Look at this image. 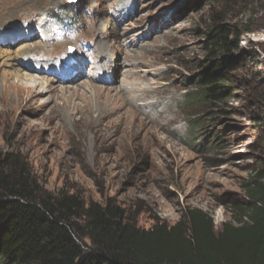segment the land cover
Here are the masks:
<instances>
[{
	"label": "rangeland",
	"instance_id": "rangeland-1",
	"mask_svg": "<svg viewBox=\"0 0 264 264\" xmlns=\"http://www.w3.org/2000/svg\"><path fill=\"white\" fill-rule=\"evenodd\" d=\"M233 9L244 20L258 10ZM208 10L190 9L187 0H0V17L14 15L0 26V148L21 153L48 190L87 202L112 199L141 228L175 225L198 208L220 229L247 203L245 187L264 165V28L244 34H255L247 44L240 41L243 62L232 72V97L202 100L198 31L211 24ZM29 31L35 37L25 38ZM99 40L105 55L114 54L117 73L108 72L110 60L96 59L97 45L85 46ZM31 47L35 67L19 68L27 60L20 54ZM48 61L54 68L43 74L51 77L32 73ZM78 65L85 69L80 79ZM22 73L38 75L41 91L26 92L29 83L17 79ZM75 105L92 108V115Z\"/></svg>",
	"mask_w": 264,
	"mask_h": 264
},
{
	"label": "trees",
	"instance_id": "trees-1",
	"mask_svg": "<svg viewBox=\"0 0 264 264\" xmlns=\"http://www.w3.org/2000/svg\"><path fill=\"white\" fill-rule=\"evenodd\" d=\"M187 3L190 9L209 5L211 24L198 31L204 43L200 98L226 102L233 95L232 72L243 62L242 37L264 28V0ZM234 6L258 10L244 20ZM248 55L253 74L263 79L255 68L258 57ZM260 123L263 141L264 116ZM245 188L247 203L238 204L218 230L198 208L175 225L159 221L144 229L112 199L87 202L66 190H48L21 153L0 148V264H264V165Z\"/></svg>",
	"mask_w": 264,
	"mask_h": 264
},
{
	"label": "bare ground",
	"instance_id": "bare-ground-1",
	"mask_svg": "<svg viewBox=\"0 0 264 264\" xmlns=\"http://www.w3.org/2000/svg\"><path fill=\"white\" fill-rule=\"evenodd\" d=\"M31 8V7H30ZM14 10V9H13ZM10 14H6V15H4V16H2L1 15V17H0V20L2 21V22H0V26H3L4 24H5V22H10L11 21V19L13 18V13H12V11L11 12H9ZM105 23H107V24H111L112 23V21H110V20H106L105 21ZM104 23V24H105ZM10 25V24H9ZM40 27L41 28H43L44 27V24H42V23H40ZM29 28V27H28ZM114 28H117V26H115ZM34 33L35 32H33V31H29V33L25 36V38H33V37H35V35H34ZM98 35V34H97ZM96 35V36H97ZM106 36H108V37H110L111 38V36L113 37V39H114V34L113 33H109V34H107L106 33ZM98 37H100V36H98ZM100 39V38H99ZM112 39V38H111ZM104 40V39H103ZM105 43V42H104ZM97 45V50L95 49V46ZM88 47H90L91 48V51H95L96 50V53H97V55H96V59H98L100 62L101 61H103V58L104 59H106V60H110L111 62L109 63V67H108V72L109 71H111V72H113V73H117V68H115V65H114V60H115V58H113V56H114V54H112V57L110 58V57H108L107 55H105V53H104V51H105V49H106V47L105 46H103L102 44H101V41L99 40V42H94V43H91V44H89V45H87ZM36 48H40V47H37L36 46ZM23 53H21L20 54V56H24L23 57V59H27L26 60V64H25V66L26 67H23L22 65H18L19 66V68H23V69H31V68H29V67H31L32 66V68L33 67H35L34 65H32V62L31 61H28V60H30L29 58H31L32 57V54L33 53H31L32 52V47L30 48V49H25V51H22ZM111 55V54H110ZM107 56V57H106ZM131 57V56H130ZM78 60V59H77ZM116 60H117V62H121V60H119V58H116ZM128 60V59H127ZM126 60V61H127ZM39 61H41V60H39ZM42 62V61H41ZM50 62H52V61H48V62H46V63H49V64H46L45 65V67H43V68H41V70H39V71H37V70H35L36 72H34V71H32V73H36V74H38L39 72H40V74H43V73H45L46 72V70L47 71H49V72H51L52 71V69L54 68L53 66V64L52 63H50ZM110 65H112V67L113 68H111L110 67ZM137 65H139V64H137ZM137 65H134V67L135 66H137ZM37 66H40L39 64H37ZM44 66V65H43ZM58 66V65H57ZM125 66V65H124ZM132 66V65H131ZM123 67V66H122ZM77 68H78V73H79V76H78V78L80 79L82 76H84V70L85 69H83V67L81 66V65H78L77 66ZM22 69V70H23ZM21 73V70L20 69H17L16 70V73ZM38 72V73H37ZM47 73L46 75H44V77H51L50 75V73ZM125 73H127L126 71H125ZM22 76L21 77H17V79H18V81H20V79H23V80H26L28 83H29V85H28V88L25 90L26 92H30V91H32L33 93L34 92H40L41 91V89H42V86H43V83H41L39 80V78L37 77V76H33V75H30V74H26V73H22L21 74ZM72 76H77L76 74L74 75V74H72L70 77H72ZM127 77V76H126ZM68 78L69 77H67L66 79H65V81H60V80H57V82L58 83H67V82H69V80H68ZM59 79V78H58ZM138 79V78H137ZM115 80V79H114ZM124 81H126V80H124ZM53 82V81H52ZM47 84L48 85H53V83H49V82H47ZM47 84H46V88H49V86H47ZM11 86V85H10ZM69 88V87H68ZM68 88H61V91H64V92H68ZM130 89V91H133V92H136L135 90H137V89H135L134 87H132L131 86V88H129ZM53 90H55V88L53 89ZM126 91H128V90H126ZM139 92V91H138ZM117 95V98H121L120 97V95H118V94H116ZM138 101V100H137ZM147 105V104H146ZM148 107V106H147ZM156 107V106H155ZM72 110H74V111H76V112H80V111H83V114H85V115H92V113H93V109L92 108H88L87 106H85V107H79V106H73L72 107ZM91 117V116H90Z\"/></svg>",
	"mask_w": 264,
	"mask_h": 264
},
{
	"label": "built area",
	"instance_id": "built-area-1",
	"mask_svg": "<svg viewBox=\"0 0 264 264\" xmlns=\"http://www.w3.org/2000/svg\"><path fill=\"white\" fill-rule=\"evenodd\" d=\"M254 37H255V34H247L246 37H243L244 39L241 41V44L245 45L247 44L246 40L249 39V40H254Z\"/></svg>",
	"mask_w": 264,
	"mask_h": 264
},
{
	"label": "water",
	"instance_id": "water-1",
	"mask_svg": "<svg viewBox=\"0 0 264 264\" xmlns=\"http://www.w3.org/2000/svg\"><path fill=\"white\" fill-rule=\"evenodd\" d=\"M71 2H74V1H76V0H70ZM72 51V50H71Z\"/></svg>",
	"mask_w": 264,
	"mask_h": 264
}]
</instances>
